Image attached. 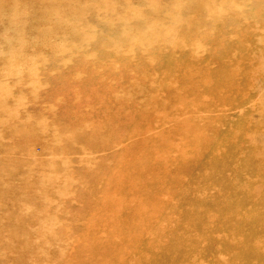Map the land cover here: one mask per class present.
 Segmentation results:
<instances>
[{
  "label": "rangeland",
  "instance_id": "rangeland-1",
  "mask_svg": "<svg viewBox=\"0 0 264 264\" xmlns=\"http://www.w3.org/2000/svg\"><path fill=\"white\" fill-rule=\"evenodd\" d=\"M193 1L0 0V264H264V0Z\"/></svg>",
  "mask_w": 264,
  "mask_h": 264
},
{
  "label": "bare ground",
  "instance_id": "bare-ground-1",
  "mask_svg": "<svg viewBox=\"0 0 264 264\" xmlns=\"http://www.w3.org/2000/svg\"><path fill=\"white\" fill-rule=\"evenodd\" d=\"M211 1H213V0H211ZM205 3H206V0H194L191 4L190 3H188V4L186 3L182 7H180L178 9V11H176L183 18H182V20L178 21V23L182 24L181 31L176 33V34H173L170 37V39L168 40V44L172 47V49H171L172 50V54L174 53V51H178L181 48L182 49L185 48V47L181 46V42L184 41L185 38L187 37V35H189L190 33H197V34L200 35L202 33V31H205V29H211V28H208V25L210 24L211 21L207 18V16H211V15L208 13V11H207V9L205 7V5H206ZM244 3H245L244 6H246V4H249L248 2H244ZM192 6H195L199 10L198 11L199 14H202L203 16L206 15V17L204 19L200 20L199 25H197L195 23V19H196L195 16H192V17L186 16L189 8L192 7ZM242 9L244 10V7H242ZM165 11L167 12V10H165ZM74 13H79V11L76 10V11H74ZM163 13H165L164 10H163ZM88 18H91V19L95 18V17H93V13L92 12H88ZM239 20L244 22V19H239ZM261 20H262L261 22L264 23V19L261 18ZM135 22L137 23V25H143L144 24L143 21H140V22L135 21ZM233 25H240V24H233ZM29 29H32V28H29ZM104 29H105V26H104ZM160 30H161L160 28H157V31L159 32V34L162 37H164L165 36V32H160ZM217 30H219V29H217V28L211 29V31H217ZM40 36H43L42 32H35L33 35H30L29 38H30V40H32V39H34L36 37H40ZM127 37H130V35H127ZM165 45H166V43H165ZM191 45H195V43L192 42ZM205 45H206V43H205ZM186 50H190V46ZM53 52H55L54 53L55 56H58L60 54L65 56L61 52L60 48H57V49L53 50ZM191 118H194V117L192 116ZM173 132H174V130L172 131V133ZM162 142H156L155 144L144 143L143 146L145 148H150L151 146L152 147L153 146H157V145L161 144ZM129 147H130V151L135 150V148L133 146H129ZM204 158H203V160H204ZM203 160H200V158H198L197 160L193 161V160H188V159L184 158V159L179 160L177 163L185 161L188 164H191V165H193L195 167H198L203 162ZM154 165L157 166V164H154ZM122 234H124V233H122ZM156 243L158 245H162V244H160V242H156ZM155 246H156V244H155ZM155 246H153V248L158 249ZM165 252H166L165 253V255H166L169 251L165 250ZM172 256H173V259H174V261L176 263H178V260L182 259L181 257H184L183 255L179 254L178 252L176 254H172ZM141 264H145V263H141Z\"/></svg>",
  "mask_w": 264,
  "mask_h": 264
}]
</instances>
